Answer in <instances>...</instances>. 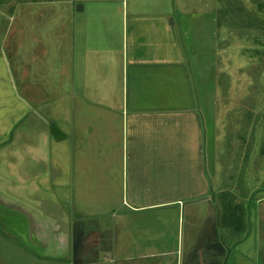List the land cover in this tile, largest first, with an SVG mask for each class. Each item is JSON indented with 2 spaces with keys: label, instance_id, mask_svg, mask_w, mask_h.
Listing matches in <instances>:
<instances>
[{
  "label": "rangeland",
  "instance_id": "374dc122",
  "mask_svg": "<svg viewBox=\"0 0 264 264\" xmlns=\"http://www.w3.org/2000/svg\"><path fill=\"white\" fill-rule=\"evenodd\" d=\"M16 1L0 0V70L7 68V94L11 95L0 96V264H181L182 252L193 240L202 218L218 206L222 212L216 211V216L232 212L234 204L218 205L217 196L215 201L209 198L208 202L205 199L195 202L192 193L182 203L155 204L180 198L181 187L172 183L176 177L161 168L139 166L133 182L132 172L129 173L128 186L122 179L126 178V172L121 170L122 157L118 151L113 153L119 159L116 170L112 159L97 169L94 153L86 155L87 160L82 158L85 165L66 188L52 186L45 171H34L45 166L46 155L32 161L30 156L22 157L17 140L19 129L25 133L34 128L44 136L48 125L45 121L38 125L30 113L17 125L14 98L17 91L24 97L18 75L24 74L23 86L29 88L39 105L59 99L61 94L49 93L47 88L54 77H46L51 71L48 64L56 65L58 75L57 61L41 57L36 61L24 60L22 54H16L19 30L16 21L20 13L16 12ZM74 4L73 12L70 7ZM57 5L61 11L53 12L54 15L50 11L43 13L36 30L24 29L26 51L32 50L31 32L37 33L36 42L45 33L50 36L48 41L59 43L65 38L68 23H74L67 21V14L85 22L88 56L99 55L103 60L106 57L111 60L113 53L106 54L102 49L112 45L115 48L122 37L115 23L122 19L134 21L127 27V34L135 40L148 36L149 23H165L167 28H162L168 41L165 53L160 59L149 55L144 60L143 55L139 58L144 66L137 69V85L143 90L137 88L136 98L176 99L184 107L183 129L178 122L177 131L185 134V145L191 142L189 134L193 132L194 143L216 151L217 170L222 167L223 173L230 171L228 176L234 181L227 182L232 187L223 180L221 190L231 195L233 201L238 199L240 208L232 219L235 230L217 225L222 230L217 231V245L223 254L228 248L232 252L227 259L228 253L222 258L221 264H264L257 262L253 224L249 226L246 222L248 200L255 205L259 198L255 191L264 183V0H57ZM78 5L84 6L80 14L75 11ZM118 6L123 7L119 17ZM55 16L56 22L51 24ZM138 43L144 52L145 42ZM175 56L177 71L171 68ZM0 88H5L1 82ZM39 113L47 120V107L43 105ZM192 113L196 120H192ZM89 145L94 148V144ZM173 171L179 176V172ZM236 181L248 184L245 193L243 188L242 192L235 189ZM110 198L113 203L106 202ZM132 198L140 199L139 203H133ZM82 218L86 229L97 226L109 229L112 236L109 247H115V251L85 254L83 228L79 226ZM237 224L241 231L235 228ZM158 250L171 253L158 259L154 257ZM144 255L150 258L148 263L140 262ZM94 257L99 263L93 262Z\"/></svg>",
  "mask_w": 264,
  "mask_h": 264
},
{
  "label": "crops",
  "instance_id": "0c3cea01",
  "mask_svg": "<svg viewBox=\"0 0 264 264\" xmlns=\"http://www.w3.org/2000/svg\"><path fill=\"white\" fill-rule=\"evenodd\" d=\"M38 1L41 0L16 1V12L22 13L21 19L19 13L16 21L19 29L16 54H22L24 60L36 61L37 57H41V59L47 58L57 61L59 64L58 75L56 73V65L48 64L51 71L46 77H54L52 79L53 84L50 83L49 85L47 83V88H49V93L54 92L55 94L57 91L58 96L60 94L61 96L59 99H51L47 103L44 102L39 105L29 88L26 85L23 86L24 74L18 75L19 87L24 97L17 91V98H14L13 104L16 107L17 125L23 123L25 118L30 116L28 115L29 113L38 125H40V122L44 123V121L48 125V133L44 136L43 133L37 132L34 128L25 133L24 130L19 129L17 140L20 142L19 148L23 152L22 157L30 156L32 161L39 155H46L47 162L44 164L45 166L43 167L42 165V168L41 166L36 167L34 171H45L47 180L52 182L50 184L60 188L70 186L69 183L77 176L81 166L85 165L86 155L94 153L97 169L104 167L110 159L115 163L113 164L114 170L122 165L121 170L124 173L126 172V178L124 176L122 179L124 183L126 181L128 186L129 173L132 172L133 182L136 179L135 172L139 170V166L142 169L147 167L161 168L168 175L171 174L176 177L177 180H174L175 182H172V180L171 182L174 183L175 187H181L180 198L175 201L162 200L155 204L182 203L189 193H192L191 197L194 198L195 202L199 201V199H205L208 202L209 198L215 201L217 196L218 205L223 202L234 204V211H225V215L223 213L220 216H216V211L218 213L221 211L218 206L216 211L214 210L213 213L204 216L200 221V227L194 232L193 240L189 241L186 250L182 252L183 259L189 258V251L191 254L193 253V263H198L200 256H202L201 258L214 260L212 263H224L221 262L222 258L226 257L228 253L227 259L232 253L231 250H228L229 248L223 254L218 245V250H216L217 248L206 249L205 245L217 244V231L222 232L221 229L226 228L235 230L233 229L232 219L235 212L239 211L240 205L237 204L239 200L233 201L231 195L222 193L223 191L221 190L223 180L228 185H230L228 182L232 183L234 181L228 176L230 171L223 173L222 167L217 170L214 159L216 151L205 148V146L199 147V143H194L193 140L196 138L193 139V132L191 133L192 135L189 134L191 142H187L185 145V134L182 130L177 131L178 122L181 126L180 129H183L181 118L184 107L181 103L178 104L176 99L172 101L152 99L151 101L144 97L140 99V96L138 99L136 98L137 88L140 91L143 90L142 87H139L140 85H137V69L144 66V64L141 65L139 63V58L143 55L145 57L143 58L144 60L149 55L160 59L165 53V46L168 43L166 31L162 29L167 28L165 23L162 21L149 23L148 36L138 40L127 34V27L131 23L133 24L134 21L122 19L121 22L115 23L117 24L116 27H118L117 30L121 29L122 37L116 43L115 48L112 45L108 49H102L106 54L113 53L111 60H108L107 57L103 60L99 55L94 58L88 56V49L86 50V45L88 44L86 24L80 17L78 18L74 15L71 17L67 14V21H73L74 23H68L70 25L65 32V38H62L59 43L55 40L48 41L50 36L48 37L45 33V36L40 35L38 42H36L34 38L37 37V33L31 32L33 34L32 50L26 51L24 45H27V41L24 42V37L27 34H24V29L30 27L36 30L43 13L61 11L60 5H57V0H43V3H37ZM75 5L70 7L73 12ZM114 7L112 5L113 12ZM118 7L116 16L119 17V13L123 12V7ZM65 10L67 11V9ZM80 13L78 12V14ZM56 18L55 16L51 24L56 22ZM140 40L145 42L144 52L138 43ZM137 44L138 46L135 48ZM96 49L95 53L97 52ZM3 54L7 58V54L5 52ZM17 55L16 60L18 59ZM172 59L171 68L177 71V57L175 56ZM150 65L155 66L153 62ZM2 72L4 74L3 79L1 77ZM7 81V68L5 66L0 70V82L5 87L3 89L0 88L1 97H11V95L8 96L7 94L9 92ZM43 105L48 109L47 120L44 119L45 116L39 113V109ZM179 119L181 120L179 121ZM193 119L196 120V116L192 113ZM89 143L91 145L94 144V148ZM116 151L122 157L120 165H116L119 159L116 160V157L113 156ZM82 158L86 160L84 161ZM21 169H23V166ZM173 169L179 172V176ZM183 179L185 182H183ZM185 186L190 188V190L186 191L188 188ZM234 187L235 189H240L241 192L243 188L245 193L248 189V184L246 186L245 184L240 185L236 181ZM132 192L135 194V189H132ZM229 192V194L232 193L231 190ZM255 193V196L258 195L259 198H257L254 206L251 204V200H248L246 222L249 223V226L253 224L252 230L256 237L255 248L258 252L257 262L264 263V183H260ZM132 201L133 203H139L140 199L132 198ZM106 202L113 203L112 198L107 199ZM82 220L84 218L79 223V226L83 228L81 238L83 240L82 246L84 247L82 251L85 254H90L89 256H93L101 251L100 244L111 243L112 236L109 229H104L100 226L92 230L86 229ZM217 225L223 226V228L218 230ZM238 230L241 231L242 229L239 228ZM146 249H149V247ZM155 253L156 256L154 257L160 259L159 257L166 258L171 252L169 250H158ZM150 255L153 256L152 254ZM144 256L140 259V262L148 263L147 260L150 258L146 255ZM95 260L97 263L100 261L94 257L93 262ZM82 262H86V260ZM156 263L163 262L157 261Z\"/></svg>",
  "mask_w": 264,
  "mask_h": 264
},
{
  "label": "flooded vegetation",
  "instance_id": "af4514ba",
  "mask_svg": "<svg viewBox=\"0 0 264 264\" xmlns=\"http://www.w3.org/2000/svg\"><path fill=\"white\" fill-rule=\"evenodd\" d=\"M100 249L101 251L105 254V253H108V252H113L114 250H112L109 243H106V244H100ZM205 248L206 249H214V248H217L216 250H218V246L217 244H209V245H205ZM193 256V253L189 255V258H186V259H183L181 258V261L180 263L181 264H185V263H188V264H221V263H212L214 260L212 259H209V258H201L202 256H200V260L198 261V263H193V259L194 257ZM178 262V260H177ZM176 262V263H177Z\"/></svg>",
  "mask_w": 264,
  "mask_h": 264
},
{
  "label": "water",
  "instance_id": "95a60500",
  "mask_svg": "<svg viewBox=\"0 0 264 264\" xmlns=\"http://www.w3.org/2000/svg\"><path fill=\"white\" fill-rule=\"evenodd\" d=\"M77 12H82L83 11V6L78 5L75 9Z\"/></svg>",
  "mask_w": 264,
  "mask_h": 264
},
{
  "label": "trees",
  "instance_id": "16d2710c",
  "mask_svg": "<svg viewBox=\"0 0 264 264\" xmlns=\"http://www.w3.org/2000/svg\"><path fill=\"white\" fill-rule=\"evenodd\" d=\"M235 228L238 230V229L240 228V226L237 224V225L235 226Z\"/></svg>",
  "mask_w": 264,
  "mask_h": 264
}]
</instances>
